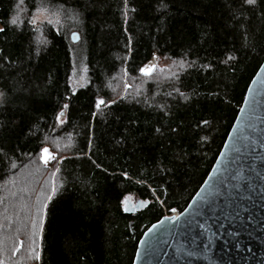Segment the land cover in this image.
<instances>
[{
    "label": "trees",
    "instance_id": "obj_1",
    "mask_svg": "<svg viewBox=\"0 0 264 264\" xmlns=\"http://www.w3.org/2000/svg\"><path fill=\"white\" fill-rule=\"evenodd\" d=\"M0 29V264H132L218 155L264 0H0Z\"/></svg>",
    "mask_w": 264,
    "mask_h": 264
},
{
    "label": "water",
    "instance_id": "obj_2",
    "mask_svg": "<svg viewBox=\"0 0 264 264\" xmlns=\"http://www.w3.org/2000/svg\"><path fill=\"white\" fill-rule=\"evenodd\" d=\"M132 264H264V59L202 184L143 232Z\"/></svg>",
    "mask_w": 264,
    "mask_h": 264
},
{
    "label": "rangeland",
    "instance_id": "obj_3",
    "mask_svg": "<svg viewBox=\"0 0 264 264\" xmlns=\"http://www.w3.org/2000/svg\"><path fill=\"white\" fill-rule=\"evenodd\" d=\"M44 17H45V15L44 14H36L34 17H33V19L37 22V21H41V20H43L44 19ZM154 65H155V60L154 59H152L151 60V62L144 68L146 71H151L153 68H154ZM44 149H47L48 151H47V154H45L44 152H43V150ZM42 161H43V163L45 164V165H47L51 160H52V156H51V154H50V152H49V149L47 148V147H45V148H43L42 149ZM45 156H47L48 158H44ZM140 205V203H138V202H136V200L135 199H133V198H131V197H127V198H125L124 199V201H123V208L125 209V210H128V211H131V210H133V209H136V207L137 206H139ZM175 212V210H173V211H171V213L170 214H172V213H174Z\"/></svg>",
    "mask_w": 264,
    "mask_h": 264
},
{
    "label": "snow or ice",
    "instance_id": "obj_4",
    "mask_svg": "<svg viewBox=\"0 0 264 264\" xmlns=\"http://www.w3.org/2000/svg\"><path fill=\"white\" fill-rule=\"evenodd\" d=\"M255 2V0H245V3H247V4H253ZM10 23L11 24H13V25H15L16 24V19H12L11 21H10ZM0 31H3V29H0ZM73 37L75 38V33H73ZM141 71L144 73V74H147V71L145 70V69H141ZM100 103H103V101L101 100V101H98V104H100ZM47 149H44L43 150V152L45 153V154H47ZM45 159L46 158H48L47 156H45L44 157ZM38 258V257H37Z\"/></svg>",
    "mask_w": 264,
    "mask_h": 264
}]
</instances>
